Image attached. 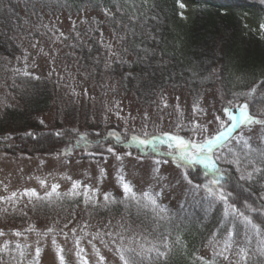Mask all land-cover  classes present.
Returning a JSON list of instances; mask_svg holds the SVG:
<instances>
[{"label": "trees", "instance_id": "1", "mask_svg": "<svg viewBox=\"0 0 264 264\" xmlns=\"http://www.w3.org/2000/svg\"><path fill=\"white\" fill-rule=\"evenodd\" d=\"M179 2L185 5L183 0ZM189 2L191 10L185 15L177 0H0V55L11 58L23 51L24 43L32 45L40 37L53 35L56 31L48 24L53 16L78 15L81 20L73 23L70 31L57 34L61 36L62 55L103 94L109 91L117 95L121 91L143 107H157L167 90H184L194 103L213 92L222 100L221 111L229 101L232 106L247 103L249 115L264 121V32L260 30L264 0ZM108 8L114 19L105 14ZM110 42L116 44L113 53ZM54 77H36L46 84L45 101L49 103L62 94ZM48 106H31L27 110L30 114L19 116L12 115L14 108H8L0 117V152L14 156L60 154V147L67 141H77L79 134L68 138L71 132L63 128L62 120L57 119L50 128L41 123V114ZM96 124L94 130L88 127L91 135L102 131L103 124ZM154 135L158 134L147 132L149 139ZM249 144L264 150V139ZM233 150L246 151L242 144ZM232 159L229 155L227 160L218 161L232 177L227 188L233 192L229 203H235L239 211L260 226L258 236L264 240V162L253 152L249 159L255 160V168L260 171L247 162L237 171V166L229 162ZM188 172L197 184L205 182L202 172ZM249 172L253 173L251 180L247 179ZM241 175L246 179L240 180ZM135 194L137 200L143 199V193ZM116 200H108L105 209L97 212L123 219V236L135 246L126 252L137 264H224L217 253L209 251L227 243V232L217 231L223 217L222 203L203 218L204 213L194 203L185 204L182 212L181 205L171 206L159 200L167 208L160 219L150 208L138 207L136 200H126L125 195ZM185 212L202 219L177 228L175 218ZM237 225L239 234H234L232 242L243 230L239 218ZM163 236L168 237L167 248ZM157 249L166 255L158 257ZM242 264H264V257L252 253Z\"/></svg>", "mask_w": 264, "mask_h": 264}, {"label": "rangeland", "instance_id": "2", "mask_svg": "<svg viewBox=\"0 0 264 264\" xmlns=\"http://www.w3.org/2000/svg\"><path fill=\"white\" fill-rule=\"evenodd\" d=\"M189 1L183 0L185 15L191 10ZM107 10L112 13V9ZM80 20L78 15L53 16L48 21L56 31L53 35L40 37L32 45L24 43L23 51L11 58L0 55V117L3 118L8 108H14L16 111L12 115L19 116L30 114L27 110L31 106L49 105L40 117L45 126L53 127L60 119L62 126L65 125L63 128L71 132L68 138L78 133L79 138L83 136L89 141L87 144H77L79 138L74 143L67 141L60 147V154L14 156L0 152V198H3L0 199V232L3 233L0 235V264H61L58 253L63 256L64 264H84V261L87 264H122L117 249L135 248L123 236L124 221L112 213L99 215L97 212L106 207L105 194L112 203L124 194L117 183V170L138 193L159 191L161 184L168 185L160 199L172 206L192 204L193 197L198 200L204 195L202 189L195 188L197 182L189 177L193 181L189 185L183 179V170L164 155L169 151L167 144L157 143L159 152L154 153L150 147L123 141L132 136L143 138L147 132H153L158 134L154 138L167 133L201 142L220 129L217 116L226 120L220 110L222 100L216 93L207 92L194 103L184 90H167L163 102H159L161 106L143 107L131 95L121 91L117 95L109 91L103 94L91 80L77 73L73 64L62 55L64 50L60 48L61 36L58 35L70 31L72 24ZM109 46L113 53L116 44L110 42ZM25 71L30 75L24 76ZM49 74L55 75L62 92L58 100L50 103L45 101L46 84L36 79ZM71 112L75 115L71 116ZM97 122L103 124L102 131L91 135L88 127L94 130ZM112 134L120 136L122 142L117 143ZM233 136L258 143L264 139V124H242ZM109 146L114 148V153L107 151ZM234 146L236 142L232 140L218 149L217 154H226L227 149ZM66 149L68 152H63ZM117 155L120 160L116 159ZM157 159L168 161L159 165V175L164 178L160 183L153 172ZM74 182H78L75 189ZM54 184L59 187L49 197L46 193L52 191ZM31 189L43 200L37 202L35 197L24 195L25 190ZM49 228L53 229L51 233L47 232ZM242 228L240 236L233 242L228 236L225 239L229 245L227 251H224L225 244H221L210 248V253H217L224 264H242L245 257L239 249L244 248L249 255L256 253L261 241L250 226L242 225ZM17 232L20 235H16ZM79 249L83 251L78 256ZM221 252L223 255L219 254ZM224 255L229 259L225 260Z\"/></svg>", "mask_w": 264, "mask_h": 264}, {"label": "snow or ice", "instance_id": "3", "mask_svg": "<svg viewBox=\"0 0 264 264\" xmlns=\"http://www.w3.org/2000/svg\"><path fill=\"white\" fill-rule=\"evenodd\" d=\"M179 7L184 8L185 5L183 3H180L179 0H177ZM119 11V9H118ZM105 14L109 17L114 19V16L112 13H110L107 9L105 10ZM183 14L181 13V16ZM261 32H264V23L260 25ZM24 76H29L30 73L27 71L23 72ZM248 104L245 103L243 105H240L238 108H234L232 106V102L229 101V106H226L223 108V113L226 118V120H221L220 116L216 117V120L220 122V129L216 132L215 135L210 137H205L203 141L196 142L195 140H185L183 137H180L178 135H169L167 133L162 134L159 138H153L149 139L147 137V134L143 138L132 136L130 139H125L123 143H134L138 144L141 147H150L154 153H158L159 149L157 147V143L159 145L167 144V147L169 151L165 152L164 155L166 157H170L173 162L176 163L178 168H181L183 170V179L187 181L189 185H192L193 181L189 179V169H195L197 172V175H199L201 172L203 173V176L205 178V182L203 184H196L195 188L197 190L202 189L204 192V195L201 196L198 200L194 199V206L198 207L203 213L204 217L206 218L208 214L216 208L218 203H222L224 207L223 211V217L219 221L220 228L217 230L218 232L220 229H224L227 232L229 240H231L234 236V234L238 235L237 232V219L239 218V224L244 225L245 228L251 227L253 230H255L256 234L259 235L261 233V228L259 225L255 224L252 219L245 215L243 211H239L236 207L235 203H229V198L233 196L232 191H227V188L230 184H232V177L228 176L225 171L222 170V168L219 166L218 161L221 160V156L223 155V158L225 160L228 159V156H232L233 159L229 161L230 163H233L237 166V171L240 170V165L242 163L247 162V164L253 166L255 168V160L249 159L251 154L253 152L257 153L261 159L262 162H264V150L253 148L247 140H243L241 138H237L233 136V132L238 129L242 124L247 126L252 123L256 124H264V121L261 120H255L252 116L249 115L248 111ZM230 121V123H228ZM43 123V121H41ZM179 127V126H178ZM206 130V129H205ZM31 135V133H29ZM57 135H60V133H57ZM114 139L117 143L122 142L120 136H116L115 134H112ZM232 140H235L236 145H240L243 143V148L246 149V151L243 152H237L234 151L233 148H228L226 154H217V150L224 148L226 144L230 143ZM79 143H89L86 137L81 136L79 140L77 141V144ZM107 151L109 153H114V148L109 146L107 148ZM126 155H130V153H126ZM117 160H120L121 157L119 155L116 156ZM167 163L168 161L157 159L154 161L155 167L153 168V172L155 174L154 178L157 180L158 183L162 181L164 178L159 175V165L161 163ZM255 171L259 172V168H255ZM101 175L104 174V169H100ZM253 176L252 172L248 173L247 179L251 180ZM117 183L121 186L126 200H136L137 206L143 205L144 208H150L151 211L156 214L160 219L164 218V214L167 212L166 206L162 205L159 201V198L161 197L164 188L168 185L161 184L159 191L149 192L146 191L143 193V199L137 200L136 194L133 191V186L130 182L126 181L124 176L120 173V170H117ZM71 179V177H69ZM240 180H245L246 177L241 175L239 177ZM44 182L41 181V184ZM78 182L73 183V188L75 189L77 187ZM59 187V185H53L52 191L50 193H46L47 196H51L52 193L56 192V189ZM85 188H87V185H84ZM191 191V189H189ZM13 197H15V193L12 194ZM24 195L26 196H32L36 198V201H42L43 198L39 197L34 189L31 190H25ZM85 202H88L87 193H85ZM105 201L109 200V196L105 194ZM3 199V198H0ZM250 207V206H249ZM185 210V204H181V211L183 212ZM254 211V209H251ZM202 218L195 215V214H188L185 212L183 216H177L175 218V226L179 228L181 224L188 223L193 220H196V222H200ZM230 225V226H229ZM35 230V229H30ZM53 231L52 228L47 229V232L51 233ZM73 233H75V229H73ZM16 235H20L19 232L15 233ZM0 235H3L2 232H0ZM216 233L213 234L215 236ZM95 238V237H94ZM168 237L163 236L162 241L164 243V247L167 248ZM53 244L55 245L56 241L53 239ZM248 243H251V240H248ZM77 247H79V239H77ZM229 248L228 244H225L224 251H227ZM83 249H79L77 252V255H80V252H82ZM158 257H164L166 255L165 252L160 251L159 249L156 250ZM117 252L120 254L119 258L123 262V264H137L136 259L127 253L124 250L117 249ZM239 252L247 258L249 253L245 252L244 248H240ZM37 255H39V248L36 250ZM220 255H223V252L219 253ZM256 254L260 257H264V240H261L259 243L258 248L256 249ZM59 255V259L61 264H64L63 256ZM103 259V257H101ZM203 259V258H200ZM224 259L227 260L229 257L227 255H224ZM84 264H87L86 261H84Z\"/></svg>", "mask_w": 264, "mask_h": 264}]
</instances>
